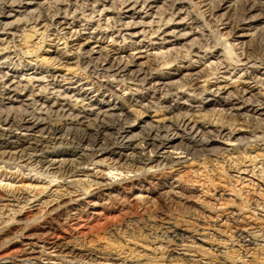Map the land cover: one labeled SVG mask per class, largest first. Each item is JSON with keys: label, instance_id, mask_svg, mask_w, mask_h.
Instances as JSON below:
<instances>
[{"label": "bare ground", "instance_id": "1", "mask_svg": "<svg viewBox=\"0 0 264 264\" xmlns=\"http://www.w3.org/2000/svg\"><path fill=\"white\" fill-rule=\"evenodd\" d=\"M161 1L164 7L172 2L0 0V164L17 162L15 168L38 175L27 180V189L34 190L32 185L39 178L50 179L30 198L12 190L11 184L0 186L6 191L0 189V202L24 200L22 206L8 210L12 215L0 226V264H37L42 258L61 264H148L146 254L159 251L154 247L158 244L165 247L153 261L171 264L175 257L184 256L177 254L178 249L192 251L194 244L204 241L198 239L204 235L200 233L206 230L204 224L214 233L211 240L223 237L219 232L226 226L233 229L232 245L243 252L239 264L251 257L246 253L249 247H264L258 243L264 240L263 229L235 226L241 212L248 210L264 220V215H258L264 213L263 201L249 199L248 209L238 204L235 209L232 203H236L238 191L234 187L228 193L224 185L211 187L196 181V176L193 182L187 176L188 183L183 178L185 162H180L182 157L173 158L227 153L230 143H242V131L235 129L238 125L249 124L251 133L258 130L252 128L260 127L264 133V65L252 60L248 51L249 44L264 36V0H174L167 7L169 13L158 7ZM84 3L90 6L89 15L77 11ZM115 5H119L118 13ZM211 5L209 21L228 30L224 34L230 42L222 45L221 54L203 51L201 56L194 37L201 36L205 27L191 11L196 6L207 11ZM243 5L242 16L230 22L229 14L234 16ZM47 12L52 15L48 17ZM97 12L99 20L94 22ZM215 12L222 14L215 16ZM109 14L117 16L116 23L112 22L115 18H108L102 27L101 17ZM152 15H158V21H149ZM109 20L114 26H109ZM38 36L37 43L28 45ZM47 39L51 42L45 50ZM185 47L195 54L199 65L187 60V65L163 71L171 62L158 64L159 56L151 53L165 49V53L179 54L187 51ZM40 51L48 57L44 63L52 66L51 70L31 64ZM208 54L218 60L211 63V73L200 65ZM237 69L240 80L235 83L225 77L223 83L209 81L220 71L227 74ZM251 84L260 85L262 91ZM115 89L123 91L124 98H119L128 108L109 103L104 93L113 96ZM151 112L161 119L150 116ZM257 157L248 158L254 161ZM242 160L236 157L224 170L219 162L217 166L235 184L258 177V189L264 187V170L254 173L255 167L248 170ZM87 164L134 175L112 182L104 174H95V181L88 182L87 187L65 182ZM206 169L203 173L215 171L214 166ZM199 172L191 171L198 176ZM17 174L10 177L22 175L23 180V174ZM6 176L0 172V182ZM58 178L74 190L44 198L49 184ZM171 211L186 217L181 223L184 227L195 226L182 230ZM154 212L157 216L152 215ZM93 233L107 236L102 237L107 241L105 246H88L92 241L85 239ZM216 241L222 244V240ZM149 246L154 248L149 250ZM235 259H224V263L237 264Z\"/></svg>", "mask_w": 264, "mask_h": 264}, {"label": "rangeland", "instance_id": "2", "mask_svg": "<svg viewBox=\"0 0 264 264\" xmlns=\"http://www.w3.org/2000/svg\"><path fill=\"white\" fill-rule=\"evenodd\" d=\"M172 2H174V0H172ZM172 2L165 3V7H164V5H161V4H163V1H161L158 4V7L161 6V8H163V11L165 10L166 13H169L170 11H167L168 10L167 7H169L170 6L169 4H171ZM88 3L90 4V2H88ZM88 3H86V4L84 3L85 5L80 6L77 11L79 13L85 12L84 13L85 15H89L90 14L89 13L90 6L88 5ZM261 5L263 7L262 9H264V4H261ZM176 6H178V5H176ZM213 6L211 5V8L209 10H207V11H204V9L199 8V6H196V8H193V7L189 8L190 10L193 8V10L191 11V15L195 14V15H197V17H199V19L201 18L200 21L201 20L203 21V25L205 27V29H203L202 32H201L202 33L201 36H200V34H198L197 36L194 37V39H196V41H194V43L196 45L197 50L200 51L199 55H201V56H203L204 52L208 53V52H211V51H213V52L217 51V53L221 54L222 52H220V51H221L222 45H224L226 42L229 41V39L227 40V38H226L227 37L226 34H224L228 30H223L222 29L223 26H221L220 23L218 24V22L209 21L210 18L208 16L210 15V11L212 12ZM87 7H88V11L86 12ZM107 7H108V5H107ZM241 7L242 6L238 7L237 13L234 16L232 15V17H231V14H229L230 22H235L238 18H240L242 16V14L244 12V9H245L244 7H246V6L243 5V8H241ZM98 9H101V8H96V10H98ZM118 10H120L119 5H115V10H114V11H116L115 13H118ZM238 12H239V14L241 12L242 13L239 15ZM48 13L49 12L44 13V14L48 15V17H50L52 15V13H50V14H48ZM97 13L94 15L95 16L94 22H97L96 20H99V18H98L99 12H97ZM221 14H222V12H215V16H220ZM158 15H152V18H149V21H153V22L158 21L157 17L159 18V16H160V15L159 16ZM153 17H155V18H153ZM108 18H115V20L112 21V22L116 23V21H117V16L114 15V14H112V15L109 14L108 16H105V18L103 16L100 19L101 20L100 23H101L102 27H104L105 23L108 21ZM166 18H168V15L165 16V20H166ZM106 19H107V21H106ZM108 24H109V26L110 25L114 26L113 23H111L110 20H109ZM215 26H217V28ZM41 32L42 31H39V33H41ZM216 33L219 34V35H217ZM222 33L224 35H222ZM39 37L41 38V36H38L37 37L38 39H34L33 38L32 41H29V39H28V41H29L28 45H32V44L37 43L39 41V39H40ZM220 38H221V40H219ZM223 38H225L226 40H223ZM263 38H264V36L261 37L257 42H255L253 44L252 43L249 44L250 47L248 46V49H249L248 51L250 53H252L250 55L251 59L255 60V62L257 64H262V65H264L263 64L264 63V39ZM50 39H53V37L50 38ZM190 39H193V37L190 38ZM105 41L109 43L108 39L105 40ZM223 41H225V42L222 43ZM50 42L51 41L48 42V39H47V41H45V44L43 43V47H44L43 49H45V50L48 49L47 48V43H50ZM53 43H55V42H53ZM62 43H63V41L59 42V44H62ZM217 43H219V44L222 43V44L220 46ZM215 44H216V47H215ZM218 45L220 47H218ZM211 47L213 48V50H212ZM60 48H62V45L60 46ZM187 48H188V46H187ZM184 50H187V51H183L182 50L179 54H175V53H172V54L169 53L168 54V53H165L166 52L165 49L164 50L163 49H161V50H153L151 53L157 54L159 56V58L157 60L158 64H164L167 61H168L167 63L171 62L169 65L167 64L168 65L167 67L164 66L166 68H163L164 69L163 71H167V70H169L167 68H171V67H174V66L175 67L176 66L177 67H181V66L187 65V64H189L187 60H192V61H190L191 63L193 62L194 65H199L197 63L198 62L197 57L194 56L195 54H193V52L191 53L190 50L186 49V47H185ZM44 51L38 52L37 56L32 58V60L30 62H31V64H36V66H41L42 68H48L47 70L49 71V70L52 69L51 68L52 66L47 67L46 65H48V64L44 63L45 60L47 61V59H48V57L44 54ZM129 52H132V51H129ZM163 53H165V55ZM188 53H189V55H188ZM167 55H168V57H167ZM252 55L254 56L253 58H252ZM188 56H190L189 59H187ZM182 58H184V59H182ZM222 59L223 58H220V60H222ZM256 59H261V60L263 59V60L262 61L260 60V62H259V60L256 61ZM217 61L218 60H216L215 58L211 59L210 55L208 54L204 60H201L200 65H202V67L205 66L206 70L211 73V70L213 68L211 63H213V62L216 63ZM160 62H162V63H160ZM71 68L73 70L75 67L73 65H71ZM81 68H83V67H81ZM84 68L82 70H84ZM75 70H77V68ZM75 70H73V71H75ZM82 70H81V73L84 72V71L82 72ZM79 71L77 73H79ZM238 72H239L238 69L236 71H231V72H229L227 74L223 73V71H220V73H216L215 75H212L210 77L211 79L209 81H210L211 84L223 83L224 82L223 78L225 77L226 79H228L229 82H230V79H231V82L235 83V82H237V80H240V79H238V76H239V75H237ZM85 75L87 76V73H85ZM261 79H264V76H262ZM251 86L254 87V89H259V90L261 89L260 85H256L255 86L254 84H251ZM118 90L115 89V91H114L115 93H114L113 96H110L108 93H104V94H105V96H108L107 100L108 101L110 100L109 103H111V104L114 103V105H117V106L122 104V106L124 108H128L126 105H124V103H122L121 99L119 98L120 96L122 97L124 95L123 91H120V90L118 91ZM185 91H187V90H185ZM260 91H262V90H260ZM255 92H257V91H255ZM186 93H189V92H186ZM115 95L117 96V98H116ZM125 96H128V95H125ZM123 98H124V96H123ZM152 101L155 102L156 100H152ZM216 109H219V108L217 107ZM128 111H129V109H128ZM134 116H135V114H134ZM150 116H155L156 117L155 119H157V120L161 119V116H159V114H154L153 112L150 113ZM130 118L132 119L134 117L131 116ZM132 120H134V119H132ZM248 125L249 124H244L242 126H240V125L235 126V129H241L242 133H241L240 137L243 138V140H242V143H240V144L238 142L230 143L229 147H227L228 148V152L227 153H219V154L215 153L214 157H209V158H205V156L203 157L202 155H197V157L195 159L193 157H191V156H188L185 159L184 155H182V156L173 155V158L182 157L180 159L181 163L185 162V163H183V166H185V171H184L185 174L183 175L185 177H183V178L185 180L187 178H190V179H187V180L189 182H193V181H195L194 179H196V177H197L198 179H196V181H198L200 179L201 183H204V181H205V183H210L211 187L214 184H215V186H213V187H216L217 183H220V185H222V187L224 185L225 188H228V193H229V191H232L233 187H234V190L238 191L237 192L238 195L236 196V198H237L236 203H234V202L232 203V205L234 206L235 209L238 208L236 206V204L247 206L246 209H248L249 206H248V203H246V201L249 200V199L250 200L253 199V200L263 201V203H264V196H261L262 192H264V187L261 186L258 189V186L261 185L260 181L259 182L257 181L258 177H255V179H252V180H251V177H248V178H246V182L244 184L239 185L238 183L235 184L233 182V180L230 181V179H228L229 180L228 181L227 177H226V174L223 171L224 169L227 168L228 164H230L231 162H233V164L235 163V158L236 157H239L241 160L243 158L242 161L245 162V166L248 168V170H250V169L255 167L254 173L258 174L259 171H261L262 169L264 170V163H263V159H264V141H262L263 138H264V133L262 134V130L260 129V127L252 128V129H256V130L258 129V130L255 133H251V128L250 129L248 128L250 125L249 126ZM261 137H263V138H261ZM177 153H179V152H177ZM242 155H243V157H242ZM258 155H262V157H257ZM245 157H247L246 160H245ZM248 157H250L251 159L257 157V159L252 161L251 159L249 160ZM213 160L215 162H212ZM217 162L220 163V167L223 166V170H221V168H219V165L217 166ZM14 163L17 164V162H13V161H10L7 164L9 166H6L5 165L6 163H4L3 166H2V164H0V172L7 173L6 179H5V177H1L0 186H4L6 184H11L12 185L11 186L12 190H16V192H17V190H19V194L22 193L24 198H26V197L30 198L36 191H39L42 187L45 188L47 183H49V180H50L49 178H46V179L45 178H39L38 182L37 183L35 182L32 185V187L34 185L36 186V188L34 190H32V188L31 189H27L26 187L28 185H30V183L27 182V180L29 178H32V180H34V179L38 178L39 176L38 175L35 176L34 172H29V171H26L25 169L21 170L17 166L15 168V164ZM19 166H21V165H19ZM213 166L215 167V171L213 172V174L212 173L209 174L208 172H205L206 174L203 173L204 169H206V167L208 168L206 170H210V167L212 168ZM196 169H198V172H199V170L202 171V172H199V176L197 174H195V173H191V171H194ZM152 171H154V170L152 169ZM11 173H13V174L16 173V176L18 175L17 173L23 174V180H20L22 175L19 178H17V179H13L14 176L10 177ZM222 173L224 174L223 177H222V175H223ZM95 174H97L98 176H102V174H104L105 177H107L108 179H111L112 182L113 181L114 182H120L121 180L130 178V177H132L134 175V174L126 175L125 173H120V171L111 170L110 168L108 169V167H105V166L99 165V164H87V165L83 166V168L81 167L79 172H77L74 176H72L70 178H67L65 180V182H67V183H72L73 182V183H76L77 185H83V186L87 187L88 182L95 181V177H93V175H95ZM228 174H231V172H229ZM191 175H194V176H191ZM98 176H97V178H98ZM233 176H235L234 173H233ZM249 176H251V174H249ZM263 176H264V174H263ZM9 178H11V179H9ZM205 178L206 179L208 178L207 179L208 181H206ZM218 179H220V180L218 181ZM247 180L252 181L254 186H252V184L248 185L249 183H248ZM211 181L213 182V184H212ZM65 182H64L63 179H59L58 178L57 180H54L52 183H50L48 189L43 194L44 198H45V196L50 195L51 193L52 194H56V195H60V194L62 195L65 192L73 191L74 187L73 186H68ZM229 182H230V184H229ZM227 185H228V187H226ZM230 185H231V187H230ZM93 189H94V187H93ZM1 190L5 191L4 189H1ZM29 192H31V193H29ZM235 195H236V193H235ZM9 196H12V194L9 193ZM40 197H42V196H40ZM12 201L10 203L0 202V226H2V224H4V222H6L8 219H10V217L12 215V212L11 211L8 212V210L18 208V207L22 206V204L24 202V200H22L20 202H14V201L12 202ZM5 205L10 206V208L9 207L8 208L4 207ZM226 209H229V208H226ZM173 211H171L170 214H172L171 217H172V219L174 221H176V223H180L181 224V223H184V221L187 220V219H185L186 217L183 216V214H181L180 212L175 211V214H174V213H172ZM241 213H242L241 214V218H239V221H238L239 223H237L235 226L238 225L237 226L238 228L247 227V228H260V229L264 230V220L263 219L259 218L258 216H252V214H250L251 212L249 210L245 211V212H241ZM259 213H261V214H259ZM152 215H156L155 212ZM178 215H180V216H178ZM258 215L262 216V215H264V213L258 212ZM181 216H182V218H181ZM177 218H178V220H175ZM190 223L196 224V223H193V222H190ZM180 224H177V225H180ZM183 225H185V224H181L180 225V226H182V230L187 229L189 231L191 230L192 226H195V225L190 226V225L186 224L187 227L186 226L184 227ZM188 226H190V228ZM203 226H204V229H206V230L209 229L210 230V228L208 227V224H204ZM206 230H204V232H200L201 234H204V235L198 236V239L204 240L203 242H197L196 244H194L193 246L195 248L192 249V251H190L189 249H183V250L182 249H178L179 251H177L178 252L177 254H184V256L181 259H179L178 257H175L174 261L171 264H228V263H224L225 262L224 259L227 260V261L229 260V262H231L235 258H236L235 261H237V264H239L238 263V259H239V257L241 255H243L242 254L243 252H242V250H239V247H237L235 245L234 246L232 245L233 243H232V238H231V235H232L231 232H233V229L230 228V226H226L225 228L220 230L224 234L222 232H219L221 235H223V237L222 236L221 237L215 236V237L212 238V240L210 238H211V234L213 232L209 231V230L206 231ZM94 235L95 234L93 233L90 237L86 238L87 240L85 239L86 242L92 241V243L90 242L88 246L95 247L97 245L98 248H99V246H103L104 244H106L105 243L106 240L102 239V237L106 238L107 236L104 237L103 235L97 234L98 236L95 235L96 238H93V237H95ZM216 238L219 239V240H222V244L217 245L218 242L216 241L217 240ZM96 240L98 241V243H95V242H97ZM258 243L261 246H264V240H262V241L260 240V241H258ZM111 244H112V242H111ZM140 244H142V243H140ZM234 244H236V242ZM145 245H147V244H142L141 246H145ZM221 245H222V247H218V246H221ZM150 247L151 246L148 247L149 250H152L154 247L155 248L159 247L160 250L157 251V252H154V253L151 251V252H148L146 254V255H148V262H147L148 264H169L166 261L165 262H160L158 259H156V261L155 260L153 261V257L154 256L155 257H157V256L159 257L158 254L160 253V251L165 246L158 244V245H155L154 247H151V248ZM237 250H239V251L237 252ZM194 251H196L197 253H194ZM246 253H247L248 256H251L252 258L251 257L250 258L249 257L244 258L243 259L244 264H264V247H262V249H261L260 247L251 246V247H249L246 250ZM182 259H183V261H182ZM143 263H146V261H144ZM234 263H232V264H234ZM37 264H61V263H59L58 261H55V260H45L44 258H42Z\"/></svg>", "mask_w": 264, "mask_h": 264}]
</instances>
